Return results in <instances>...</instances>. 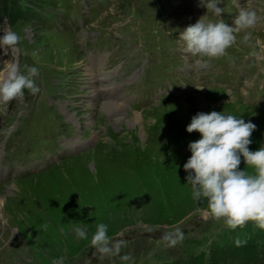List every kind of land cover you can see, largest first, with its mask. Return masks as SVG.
<instances>
[{"label":"rangeland","instance_id":"obj_1","mask_svg":"<svg viewBox=\"0 0 264 264\" xmlns=\"http://www.w3.org/2000/svg\"><path fill=\"white\" fill-rule=\"evenodd\" d=\"M61 1L68 6L55 11L62 18L53 23L41 18L40 9L28 10V0H22L27 5L28 19L13 24L6 15L0 17V36L14 30L21 37L16 46L0 48V81L6 78L4 68L8 62L19 63L24 71L25 65L37 64L40 75L36 79L41 89L38 94L25 89L24 96L12 99L9 105L0 99V143L10 133H16L18 127L31 133L27 140L31 149L53 156L56 151L62 153L58 142L75 123L68 124L57 111L67 116L65 109L71 107L67 118L81 120L82 109L88 106L85 99L88 94L87 90H73L72 84L82 78L84 67L89 70L92 54L95 65H105L92 72L98 75L106 72L99 82L107 86L99 95L102 102L95 104H101L97 108L101 111L90 114L92 120L85 122L82 134L86 139L93 135L98 138L83 153L61 156V161L50 162L41 172L3 186L0 264H51L61 255L65 256L64 264H264V228L254 221L235 229L228 227L223 218L209 213L206 200L194 199L185 185L187 172L183 165L191 156L189 143L201 137L198 131L189 133L187 125L201 111L199 105L190 95L186 97L188 102L182 99L159 104L158 100L169 90L193 94L195 89H202L198 86L209 74L204 80V90L199 93L207 103L204 112L225 110L242 116L246 122L251 120L257 128L250 137L249 148L255 151L264 146V34L251 32L245 42V31H250L237 33L235 44L221 56L230 58L218 60L213 66L202 63L201 58L184 59L173 54L186 66L174 75L168 71L152 72L147 76L150 86L145 89L148 80L138 79L140 72L134 74L129 66L141 59V53L152 66L161 64L159 51L173 53L177 47L175 33L178 37L181 30L175 24L199 15L202 7L199 1L165 0L166 9L160 14L165 21L153 16V6L157 3L153 6L150 3L154 0ZM245 1L257 12L254 26L264 30V0ZM41 3L46 4L42 1L36 5ZM146 3L148 7L143 13L140 6ZM171 13L182 14L181 21L171 17ZM72 21L78 30L68 31L64 26ZM74 24L70 27L74 28ZM64 27L68 32L60 33ZM164 29L167 34L171 33L167 35ZM113 40L118 46L121 42L127 44L124 51L120 53L105 44ZM91 45L93 52H89ZM81 56L88 57L85 65ZM75 65L77 74L73 80L67 76ZM84 75L85 82L91 83L90 74ZM111 87L113 99L121 104L117 107L125 111L130 105H146V98H151L152 106H157L154 115H149L145 122L160 121L164 132L171 129V134H164V141H160L157 127L153 125L149 128L153 140L148 139L143 124L131 122L128 126L125 122L122 125L123 121L114 120L110 112L105 115L102 107ZM55 98L58 99L54 101ZM105 116L111 117L116 129L122 125L128 131L114 132ZM66 143L75 153V147ZM39 159L45 161L43 156ZM70 161L75 162L68 164ZM246 167L242 158L239 168ZM77 171H88L100 187L109 179V186L94 188L89 179L71 183L69 178L76 176ZM53 184L59 187L55 191L49 190ZM97 222L107 223L109 235L124 241L119 255H101L89 239L75 237L73 225L87 224L90 238ZM177 227L183 232L182 238L175 243L162 238ZM125 253L130 254V260L120 259Z\"/></svg>","mask_w":264,"mask_h":264},{"label":"clouds","instance_id":"obj_2","mask_svg":"<svg viewBox=\"0 0 264 264\" xmlns=\"http://www.w3.org/2000/svg\"><path fill=\"white\" fill-rule=\"evenodd\" d=\"M201 4L215 16L221 17L223 9L220 0H200ZM207 11V13H208ZM207 15V14H206ZM201 17L196 23L184 29L179 36L184 51L189 57L217 58L224 56L229 47L235 44L237 33L250 29L257 22L255 9L241 7L232 25L223 18L206 20ZM251 32L245 31L243 40L250 39ZM21 37L18 32L8 30L0 36V48L14 47ZM32 55L35 57L36 53ZM21 71L15 62L5 64L6 78L0 81V99L9 101L22 98L24 90L38 94L41 89L37 82L40 68L37 64L25 65ZM257 125L247 122L242 116L225 110L196 113L187 125L189 133L198 131L201 137L189 143L191 156L183 167L187 172V183L191 195L196 200H206L209 213L223 218L225 224L235 229L248 221H254L264 228V146L253 151L249 148L250 139ZM247 167L239 168L241 160ZM88 225L77 223L72 231L77 239H89L90 244L101 255H119L124 241L114 239L108 233V224L97 222L90 238ZM183 232L176 228L173 233L162 237L175 243ZM239 244L240 241L237 240ZM122 261L131 259L130 254L120 256ZM65 256L55 257L51 264H64Z\"/></svg>","mask_w":264,"mask_h":264},{"label":"bare ground","instance_id":"obj_3","mask_svg":"<svg viewBox=\"0 0 264 264\" xmlns=\"http://www.w3.org/2000/svg\"><path fill=\"white\" fill-rule=\"evenodd\" d=\"M87 73V72H86ZM103 92V91H102ZM102 97V96H101ZM104 101H106V100H104ZM101 105V104H100ZM99 105V106H100ZM104 105V104H103ZM119 105H121V104H119ZM182 105H184V106H187V103L186 102H184V101H182ZM118 105H116V103L115 102H113V101H107V102H105V105L102 107V112L103 113H105V115L108 113V112H110V113H113V112H117L118 111V107H117ZM123 108V107H122ZM111 116V115H110ZM105 117H107V116H105ZM6 121V120H5ZM131 122H135L136 124H140V125H142L143 124V122L139 119V118H135L133 121H130L129 123H131ZM143 129H144V127H143ZM81 158V157H80ZM80 158H78L77 160H80ZM94 158H97V155H94ZM77 160H75V161H77ZM75 161H70L68 164H70V163H73V162H75ZM98 161H100V160H98ZM98 161H95V162H98ZM65 165H67V163L66 164H62L61 165V167H63V166H65ZM95 166H96V164H95ZM60 167V168H61ZM111 169H113V167H110V170ZM39 175H41V174H39ZM43 177V175L42 176H39L38 177V179L39 178H42ZM35 178H37V177H35ZM35 178H32V179H35ZM110 178V177H109ZM31 179V178H30ZM83 179H89L92 183H93V185H94V188H102V187H106V186H109V179H107L105 182H104V185L103 186H101L100 187V185H98L97 183H95L94 181H93V178H92V176L88 173V171H82V172H76V176H72V177H70L69 178V181L71 182V183H74V184H79L80 182L82 183L83 181ZM85 182V181H84ZM54 183H56V181L54 182ZM15 184V183H14ZM16 184H17V182H16ZM60 185V184H59ZM15 187V186H14ZM79 187H80V185H79ZM56 188H59L58 187V184H53V186L49 189V190H52V191H55L56 190ZM81 188V187H80ZM5 198L3 197V196H1L0 195V213L2 212V206L4 205V202H5V200H4ZM3 217V216H2Z\"/></svg>","mask_w":264,"mask_h":264},{"label":"trees","instance_id":"obj_4","mask_svg":"<svg viewBox=\"0 0 264 264\" xmlns=\"http://www.w3.org/2000/svg\"><path fill=\"white\" fill-rule=\"evenodd\" d=\"M45 2V0H28L29 2V7L28 10L32 9V5L39 4L40 2ZM19 4L18 0H0V13L1 15H5L8 17L13 24L22 21L25 19V13L23 12L24 10H27L24 7H19L17 8V5ZM10 10V11H8ZM22 71V69H20Z\"/></svg>","mask_w":264,"mask_h":264}]
</instances>
